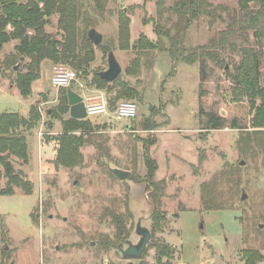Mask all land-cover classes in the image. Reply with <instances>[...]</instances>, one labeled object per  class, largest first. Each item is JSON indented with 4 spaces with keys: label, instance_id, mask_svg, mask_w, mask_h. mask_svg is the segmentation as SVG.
<instances>
[{
    "label": "rangeland",
    "instance_id": "374dc122",
    "mask_svg": "<svg viewBox=\"0 0 264 264\" xmlns=\"http://www.w3.org/2000/svg\"><path fill=\"white\" fill-rule=\"evenodd\" d=\"M209 1L227 6L230 15L239 7V0ZM173 2L79 0V29L95 28L102 33V42L111 46L121 65L119 80L135 87L140 98L118 100L137 104L132 120L90 118L98 125L92 132L96 142L80 148L83 161L77 166H57L52 160L57 146L52 137L61 124L48 110L56 107L63 88L53 87L47 78L50 61H43L40 78L32 83V93L26 98L15 86L14 71L28 58L0 75V112H17L25 119V126L17 131L28 145L26 162L12 154L8 161L32 186L30 193L14 184L12 194L0 193V264H245L246 249L260 253L256 264H264V128L258 135L261 140H253L248 132L254 129L250 104L246 99L235 100L232 93L229 72L238 64L240 54L224 46L217 51L222 62L203 55L191 63L177 61L173 67L167 49L139 50L134 46L141 34L156 40L155 24L174 32L176 15L168 9ZM122 14L129 19V36L120 45ZM223 17L225 21L209 23L207 16H199L184 32L181 47L189 53L208 43L225 27L229 17ZM57 19L58 15H53L46 29L60 37ZM16 42L4 44L1 63L14 52ZM163 44L169 47V40L163 39ZM62 64L76 72L72 90L81 96L105 95L90 83L95 71L108 66L102 46L94 45L86 75ZM259 68L264 87V53ZM32 108L38 112L37 121ZM210 113L221 116L224 127L207 130ZM146 119L156 126L145 128L142 122ZM233 122L238 127H231ZM149 139H155L148 146V154L158 165L154 180L166 181L159 205L163 220L154 233L144 163L145 141ZM112 167L129 174L118 179ZM7 181L0 163V189ZM203 183L209 184L214 209L205 207ZM242 189L246 193L243 200ZM127 209L132 217L127 221L130 232L126 239L137 241L134 228L140 217L151 232L140 259L124 258L120 247L106 250L99 243L102 236L114 237L109 212L125 213ZM156 240L170 245L169 257L157 261L155 248L150 247ZM126 246L121 244V248Z\"/></svg>",
    "mask_w": 264,
    "mask_h": 264
},
{
    "label": "trees",
    "instance_id": "16d2710c",
    "mask_svg": "<svg viewBox=\"0 0 264 264\" xmlns=\"http://www.w3.org/2000/svg\"><path fill=\"white\" fill-rule=\"evenodd\" d=\"M159 5H161V1ZM168 9L176 15V20L172 25L174 32L171 33L170 30L155 24L156 40H150L145 34H141L134 46L139 50L145 48L167 49L172 58L173 67L177 61L191 63L199 60L203 55L222 62L217 51L224 46H228L232 52L240 54L238 64L233 68V71L229 72L233 84L232 93L235 100L246 99L249 102L253 114L251 125L254 129L248 132L254 137L253 140H261L258 135L261 128H264V87L260 83L259 67L260 58L264 53V0H239L238 10L232 15H230L227 6L213 5L209 0H174ZM81 14L79 0H0V51L7 42L17 41L14 45V52L9 53L2 63L0 62V75L4 74L5 70H14V65L21 63L20 57L28 58L27 62L21 63L22 68L14 71L16 74L15 86L22 97L26 98L31 95L32 83L40 78L41 64L44 60H49L52 64L65 63L74 68L78 74H88L89 64L94 57V44L87 36L89 29L86 31L85 27L81 31L78 27ZM223 14L228 16L229 20L225 27L218 30L208 43L197 46L189 53L181 47V38L195 19L204 15L208 17L209 23H214L217 19L225 21ZM53 15H58L57 28L60 37L46 29V25L50 23ZM122 16L119 20L120 45H123L129 36V19L124 14ZM250 31L252 35H250ZM163 39L169 40V47L164 46ZM98 46L105 49L103 42ZM98 72L93 73L90 83L105 92L111 110L115 108L121 98H140L138 90L119 80V76L109 82L102 78ZM200 77L204 78L203 67L200 70ZM61 88L63 89L60 101L55 108L48 110V113L53 118L59 119L61 124V130L52 137L57 142L52 160L57 166L74 167L83 161L80 148L87 143L96 142L92 132L98 125L85 115L82 103L77 105L75 112L70 113L71 106L68 103L67 87ZM31 112L33 120L37 121L38 112H34L33 108ZM65 113H67V117L62 116ZM142 123L145 128L156 126V123L149 119L143 120ZM22 126H25L23 117L17 112H0V163L8 178L6 187L0 189L2 194H12V184L22 188L26 193H30L32 189L31 183L24 179L20 172H14L12 164L8 161L10 154L24 162L28 160L26 137L17 131ZM222 127H224L222 117L210 113L206 129ZM231 127L238 126L233 122ZM262 140H264V135ZM145 142V180L152 209L151 232L154 233L163 220V212L159 205L166 181L164 179L154 180L158 165L156 160L148 154V146L154 144L155 139ZM199 159L202 160V156ZM201 187L205 207L214 209L215 205L210 196L209 184L203 183ZM109 214L115 228L114 237L102 236L99 242L106 250L112 247L119 248L128 237L130 230L127 221L132 217V213L128 209L125 213L110 211ZM150 247L155 248L157 261H160L161 257H169L171 254L170 245L163 241L156 240L151 243ZM244 256L245 264H256L261 258L260 253L250 249L244 251ZM139 264L146 263L140 261Z\"/></svg>",
    "mask_w": 264,
    "mask_h": 264
},
{
    "label": "water",
    "instance_id": "95a60500",
    "mask_svg": "<svg viewBox=\"0 0 264 264\" xmlns=\"http://www.w3.org/2000/svg\"><path fill=\"white\" fill-rule=\"evenodd\" d=\"M87 36L95 46L102 43V39H103L102 33H100L95 28H90L87 32ZM103 45L107 52L108 66L106 69L101 70L98 73L102 78L111 82L120 75L122 69L119 61L117 60L115 54L113 53L111 46L105 43H103ZM22 59L23 57H20V60ZM18 64L19 63L14 65V69L17 68ZM67 95H68V103L71 106L70 113H73L75 112V110H77V105L79 103H82L84 105L82 96L77 92H75L74 90H72L71 87H67ZM23 120L25 123L24 118ZM243 163L244 161L241 160L240 164ZM110 170L118 179L121 180L124 179L129 174V171L121 169L119 167H112L110 168ZM245 197H246V193L244 192V189H242L241 199L243 200ZM141 220L142 218L138 219L136 226V233L138 235L137 241L136 242L128 241L127 247L121 250V254L124 258L140 259L143 257L144 252L146 251L147 245L150 242L151 232L147 226L141 224Z\"/></svg>",
    "mask_w": 264,
    "mask_h": 264
},
{
    "label": "built area",
    "instance_id": "2783aa9c",
    "mask_svg": "<svg viewBox=\"0 0 264 264\" xmlns=\"http://www.w3.org/2000/svg\"><path fill=\"white\" fill-rule=\"evenodd\" d=\"M76 78V72L62 63L53 64L51 67L50 82L53 87H70ZM82 100L89 118L113 117L118 120H132L138 111L137 104L131 100H120L111 110L104 94L82 96Z\"/></svg>",
    "mask_w": 264,
    "mask_h": 264
},
{
    "label": "flooded vegetation",
    "instance_id": "af4514ba",
    "mask_svg": "<svg viewBox=\"0 0 264 264\" xmlns=\"http://www.w3.org/2000/svg\"><path fill=\"white\" fill-rule=\"evenodd\" d=\"M151 214V213H150ZM141 218V217H140ZM139 219V218H138ZM138 219H137V222H138ZM142 221V220H141ZM137 222H136V224H135V228H134V232L136 233V226H137ZM142 224V223H141ZM143 225V224H142ZM150 230V229H149ZM136 235H137V233H136ZM137 237H138V235H137ZM151 239V238H150ZM128 241H130V240H128V239H125L124 240V243H126V245L128 244ZM132 242V241H131ZM150 243V242H149ZM148 243V244H149ZM120 247V249L122 250V249H124V248H121V245L119 246ZM127 247V246H126ZM147 249V248H146ZM145 253V252H144ZM122 255V254H121Z\"/></svg>",
    "mask_w": 264,
    "mask_h": 264
},
{
    "label": "crops",
    "instance_id": "0c3cea01",
    "mask_svg": "<svg viewBox=\"0 0 264 264\" xmlns=\"http://www.w3.org/2000/svg\"><path fill=\"white\" fill-rule=\"evenodd\" d=\"M43 63V62H42ZM42 65V64H41ZM52 63L50 62V68H48L49 69V71H50V73H49V76L47 77L49 80H50V74H51V67H52ZM75 90V89H74ZM75 92H77L78 94H80L77 90H75Z\"/></svg>",
    "mask_w": 264,
    "mask_h": 264
}]
</instances>
